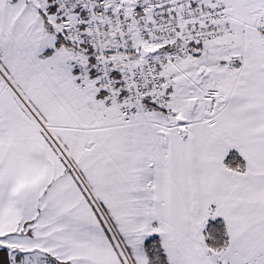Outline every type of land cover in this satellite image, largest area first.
Masks as SVG:
<instances>
[{
	"label": "snow or ice",
	"instance_id": "obj_1",
	"mask_svg": "<svg viewBox=\"0 0 264 264\" xmlns=\"http://www.w3.org/2000/svg\"><path fill=\"white\" fill-rule=\"evenodd\" d=\"M0 264H264V0H0Z\"/></svg>",
	"mask_w": 264,
	"mask_h": 264
}]
</instances>
